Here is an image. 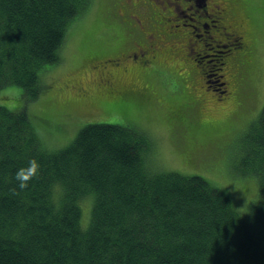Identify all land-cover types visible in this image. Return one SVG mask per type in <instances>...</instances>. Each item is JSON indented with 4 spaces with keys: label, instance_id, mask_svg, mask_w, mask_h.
I'll use <instances>...</instances> for the list:
<instances>
[{
    "label": "trees",
    "instance_id": "1",
    "mask_svg": "<svg viewBox=\"0 0 264 264\" xmlns=\"http://www.w3.org/2000/svg\"><path fill=\"white\" fill-rule=\"evenodd\" d=\"M88 2L0 0V89L19 86L36 100L40 72L60 61L68 26ZM241 46L226 43L221 55ZM223 65L214 71L225 96ZM148 150L130 127L93 123L47 151L25 107L0 106V264H264V107L240 155L259 190L247 218L200 176L151 171Z\"/></svg>",
    "mask_w": 264,
    "mask_h": 264
},
{
    "label": "rangeland",
    "instance_id": "2",
    "mask_svg": "<svg viewBox=\"0 0 264 264\" xmlns=\"http://www.w3.org/2000/svg\"><path fill=\"white\" fill-rule=\"evenodd\" d=\"M210 1L226 4L236 18L245 20L249 45L239 56L240 48L224 56L217 43L206 41L204 47V42H199L193 51L202 63H195L173 39L168 45L174 60H167L166 67L159 63L141 66L127 57L113 61L131 47L121 25L130 23L131 17L121 10V0H89L68 26L60 61L40 72L43 90L39 97L28 102L21 87L7 86L0 89V106L14 112L25 107L47 151L65 148L88 124L130 127L149 143L145 160L151 171L200 176L228 194L237 211L247 218L259 199V190L255 175L240 167V155L244 137L264 107V0ZM186 7L181 10L188 18L193 12H187ZM207 12L209 19L192 16L198 21L193 25H211L214 15ZM211 35L218 33L211 29ZM222 41L219 45L227 43ZM229 59L236 60L229 65ZM222 60L221 79L227 81L230 92L216 100L217 96L205 89L200 71L207 70L211 81L218 83L214 69ZM121 68H126L124 75ZM107 79L122 87L121 92L108 96V86L103 84ZM133 85L135 90H131ZM193 87L198 94L192 92ZM200 95L208 96L203 104L198 102ZM81 202L85 229L92 202L88 197Z\"/></svg>",
    "mask_w": 264,
    "mask_h": 264
},
{
    "label": "flooded vegetation",
    "instance_id": "3",
    "mask_svg": "<svg viewBox=\"0 0 264 264\" xmlns=\"http://www.w3.org/2000/svg\"><path fill=\"white\" fill-rule=\"evenodd\" d=\"M123 13L125 16L131 17L130 23H121L124 27L126 34L128 35V44L131 45L128 51L122 52L120 58L115 57L113 61H121L123 57H127L136 60L139 65H145L146 67H153L159 63L161 67L167 60H174V56L169 53L170 45L169 42L175 40L174 44L183 46L185 48V55L188 58H192L195 63H202L196 59L194 47L197 43L204 42V47L207 46L206 41L217 43L215 46L221 48L223 39L227 43H231L235 39H239L241 42L242 51L245 52L248 49L249 38L248 31L244 30L245 20L242 18H236L232 9L226 4H215L211 3L210 0H121ZM182 6H187L186 11H192L190 17L184 14L181 10ZM167 9V11H165ZM211 11L214 15L215 20H211V25L207 23L199 24V28L193 25V22L198 23L192 16L209 19L207 11ZM232 13V15L230 14ZM172 16L171 18H167ZM189 20L190 23H186ZM173 21H182V23H174ZM214 23H218V28L215 27ZM186 29H190L187 33H184ZM211 29H215L218 35L208 36ZM181 30V31H180ZM207 39V40H206ZM196 43H194V41ZM221 50V49H220ZM241 52L237 55L239 56ZM165 53H168L167 57L164 58ZM207 57V56H206ZM204 57V58H206ZM235 59H229L227 63L230 65ZM208 63V62H207ZM174 65V64H173ZM169 67V66H168ZM207 68V66L205 65ZM122 69V68H121ZM178 69V68H177ZM199 69V67L197 68ZM126 68L122 69L123 75ZM208 71L201 69L200 76L205 89L211 91L213 96H217L223 99L222 94H219V89L215 82L211 81V76ZM199 73V71H198ZM188 78L189 73H187ZM191 85H193V82ZM227 92L228 89L227 81H223ZM105 87H107V95L110 96L113 93L119 91L122 87L114 86L110 81L105 80ZM194 88V87H193ZM131 90H135L134 85ZM195 90V88H194ZM195 92L198 94L196 90ZM196 94V95H197ZM85 95V94H84ZM194 97V95H193ZM208 96L201 95L198 98L199 104L206 102ZM147 100V99H146ZM217 102V101H216Z\"/></svg>",
    "mask_w": 264,
    "mask_h": 264
}]
</instances>
